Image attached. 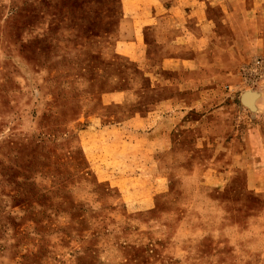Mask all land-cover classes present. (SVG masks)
Here are the masks:
<instances>
[{
	"label": "rangeland",
	"instance_id": "rangeland-1",
	"mask_svg": "<svg viewBox=\"0 0 264 264\" xmlns=\"http://www.w3.org/2000/svg\"><path fill=\"white\" fill-rule=\"evenodd\" d=\"M170 6L0 0V264H264V53L163 67Z\"/></svg>",
	"mask_w": 264,
	"mask_h": 264
},
{
	"label": "crops",
	"instance_id": "crops-1",
	"mask_svg": "<svg viewBox=\"0 0 264 264\" xmlns=\"http://www.w3.org/2000/svg\"><path fill=\"white\" fill-rule=\"evenodd\" d=\"M158 1L163 6L172 2V8L151 15L154 25L143 32L154 33L156 43H167L159 63L163 67H179L200 77L199 82L211 75L219 81L221 71L210 72L211 67L231 74L251 55L264 53V0Z\"/></svg>",
	"mask_w": 264,
	"mask_h": 264
}]
</instances>
